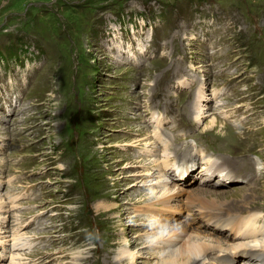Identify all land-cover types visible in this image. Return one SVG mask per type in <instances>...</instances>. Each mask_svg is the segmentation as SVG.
Returning a JSON list of instances; mask_svg holds the SVG:
<instances>
[{
	"label": "rangeland",
	"instance_id": "1",
	"mask_svg": "<svg viewBox=\"0 0 264 264\" xmlns=\"http://www.w3.org/2000/svg\"><path fill=\"white\" fill-rule=\"evenodd\" d=\"M207 192L264 246V0H0V264H241Z\"/></svg>",
	"mask_w": 264,
	"mask_h": 264
},
{
	"label": "bare ground",
	"instance_id": "2",
	"mask_svg": "<svg viewBox=\"0 0 264 264\" xmlns=\"http://www.w3.org/2000/svg\"><path fill=\"white\" fill-rule=\"evenodd\" d=\"M180 145H185V144L181 143ZM195 149H196V147H195ZM214 160H218V159H214ZM208 163H211L210 160L209 161H206L204 163V166H205L204 169H208L206 172L209 173V174H206L207 176L211 175L210 173H213L214 174L216 172H219V174L222 177H225L226 178V176L230 177V176H232V173L234 174V172H231L230 169H228L230 167L228 165H225L223 163V161L222 162H213L211 164H208ZM206 164L211 165V167L210 168H207L206 167ZM182 165H184V166H182ZM179 166H181V168H182L183 171H187L192 176L193 170L192 169L190 170L187 167V164L186 163L185 164H179ZM174 167H175V165H173V168L172 169H174ZM184 169H186V170H184ZM173 175H174V173H173ZM175 176L179 180V181H177V180L176 181L177 182H180V183L181 182L183 183L184 181L186 182V180H188V179L182 180L176 174H175ZM202 196L207 197V200L206 201L202 200L204 198ZM214 196H215V193H209V192H207L205 194H199L198 197H197V199H198L199 203L200 204L202 203L201 205H203L202 208H200L201 213L205 217H207V218L211 219L212 221H214L213 224L216 225V228H222L224 230H227L226 227L224 226V224L227 223V225H230L231 226V229L233 231H235L236 233H241V237H240L241 240H245L244 239V236H253V238L255 237L254 239L258 238V236L260 237L261 232L259 231V229L257 227V223L256 222H253V218H258L259 219V215L258 216L257 215L256 216H253L251 214H248L247 217H246V215L241 216L242 217V223L245 224L244 226L242 224L236 225L237 222H238L237 220H239V218L236 217V216H233V215H231V216L230 215H227V217H225L226 219L225 220H222L221 217H220V214L217 213V216H215L214 210H216V211L217 210H223L224 209V204L222 202H220V201H212L210 199V197H214ZM208 199H210V200L208 201ZM194 202H196V201H194ZM204 207H206V208H204ZM228 218H232L233 220L230 219L228 221ZM246 219L249 220L250 222H253L256 225L257 228L255 230H253V228H248L247 226H250V224H248V222L246 221ZM232 239L234 240L233 237H232ZM248 239H252V238H248ZM198 240L200 241L201 239L198 238ZM213 241H215L216 243L220 244V245H218V247H223L224 246V245H221L222 243H220V241L218 239H216V238H214ZM252 241H254V240L252 239V240H247V241H244V242H247L250 245V243ZM200 245L201 244L196 243V245L187 244V245L181 246L179 249L175 250V253L172 254L173 257L170 260L171 264H196L195 258L197 259V257L199 255H201L202 253H204V256H205L208 253L207 250L214 249L216 247V246L210 245V244H203L201 246ZM250 247H251V245H250ZM245 250H242V252H240L238 254V258L241 259L242 255L245 253ZM256 253H257V257H258V259L260 261V264H264V249H261V247L259 249L257 248V252ZM224 254H225L226 258H223V257L222 258H218V257H216L213 260H211V257L210 256H212V252H210V256L208 257L209 258V263H211V264H218V263H220V264H231L232 261H233V259H234V257L237 255V253H234V254L231 255L228 252H223L221 255L223 256ZM193 255H195V257ZM258 264H259V262H258Z\"/></svg>",
	"mask_w": 264,
	"mask_h": 264
}]
</instances>
